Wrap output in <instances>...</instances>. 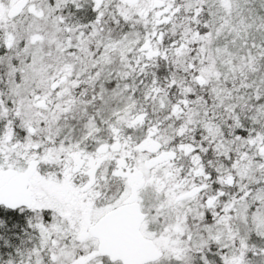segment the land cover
I'll return each instance as SVG.
<instances>
[{
	"label": "snow or ice",
	"instance_id": "obj_1",
	"mask_svg": "<svg viewBox=\"0 0 264 264\" xmlns=\"http://www.w3.org/2000/svg\"><path fill=\"white\" fill-rule=\"evenodd\" d=\"M0 264H264V0H0Z\"/></svg>",
	"mask_w": 264,
	"mask_h": 264
}]
</instances>
